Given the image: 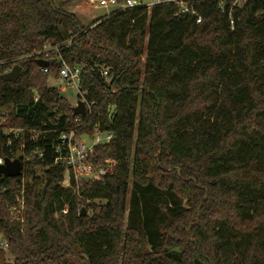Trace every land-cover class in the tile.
Here are the masks:
<instances>
[{
    "label": "trees",
    "instance_id": "obj_1",
    "mask_svg": "<svg viewBox=\"0 0 264 264\" xmlns=\"http://www.w3.org/2000/svg\"><path fill=\"white\" fill-rule=\"evenodd\" d=\"M227 4L196 23L174 4L84 20L89 0H0V157L26 167L0 174V264H264V0ZM65 64L85 65L86 115L49 84ZM96 127L113 138L89 161L117 165L77 187L59 137Z\"/></svg>",
    "mask_w": 264,
    "mask_h": 264
},
{
    "label": "built area",
    "instance_id": "obj_2",
    "mask_svg": "<svg viewBox=\"0 0 264 264\" xmlns=\"http://www.w3.org/2000/svg\"><path fill=\"white\" fill-rule=\"evenodd\" d=\"M203 0H89L90 4L94 9H106L104 18H107L116 12L138 6H146L148 9L156 4H174L178 7V12L182 14L194 17L196 23L203 21V15L199 12L198 5ZM222 10L226 8L227 2L229 1V13L231 15L232 9L236 6H242L247 0H217ZM233 20L231 23L233 24ZM58 52V46L52 44H46L42 51L44 59L48 58L51 53ZM85 65L80 64L74 68L65 64L61 70L59 81L60 85L57 88H75L80 92L81 75L85 71ZM100 72L102 76L108 75L107 68H101ZM5 121V117L1 119ZM36 137V136H35ZM113 135L108 132L102 131L96 127L95 135L90 136L89 134L78 135L77 130L73 129L68 132H63L59 137V144L57 147L58 156L55 163H61L66 167L68 174H72L77 187L80 182H104L107 175L112 174L115 170L117 162L112 159H107L105 164L102 166H96L94 163L89 161V158L95 154L96 147L110 142ZM4 162V159L0 157V164ZM23 206L19 205L13 207V213L21 215ZM67 210L65 209L64 212ZM18 213V214H17ZM22 220V216H19Z\"/></svg>",
    "mask_w": 264,
    "mask_h": 264
},
{
    "label": "water",
    "instance_id": "obj_3",
    "mask_svg": "<svg viewBox=\"0 0 264 264\" xmlns=\"http://www.w3.org/2000/svg\"><path fill=\"white\" fill-rule=\"evenodd\" d=\"M38 63L41 67L46 68L50 62L47 59L40 58ZM21 66L14 65L11 70L5 72L1 75V78L7 81H16L21 75ZM73 112L75 115H86L87 114V104L84 100H78L77 104L73 106ZM24 164L22 161V153L18 151L17 155L11 158H5L4 162L0 164V174L6 175L8 177L19 176L23 174ZM82 215H86L85 209H82Z\"/></svg>",
    "mask_w": 264,
    "mask_h": 264
},
{
    "label": "rangeland",
    "instance_id": "obj_4",
    "mask_svg": "<svg viewBox=\"0 0 264 264\" xmlns=\"http://www.w3.org/2000/svg\"><path fill=\"white\" fill-rule=\"evenodd\" d=\"M57 1V0H56ZM84 11H81L83 14V18L84 20H88L90 17H92L93 15H102L106 12V9H102V8H99V9H94L93 11H89L88 8H83ZM49 84L50 85H53V86H59L60 83L59 81L57 80H54V79H50L49 81ZM61 91L63 92V95L66 96L71 103H73L74 105L77 104L78 100H84V98H79V92L74 88H65V87H61ZM9 132V131H7ZM24 159V156H22V160ZM24 164V168H23V174L22 175H25L26 173V167H25V163L23 162ZM21 200V203L23 204V200L22 198L20 199ZM91 202L87 200V205L90 204ZM92 203L96 204V205H100V204H103L104 201L102 200H94ZM22 210L21 211V215H22V218L24 216V206L22 208H20ZM83 209L86 210L87 214H92L93 213V206H89L88 205V209L86 207H83ZM18 214V213H17ZM0 245H4V240H3V237L2 235L0 234ZM10 261V260H9ZM77 264H87V262H84V261H81V260H77L76 261Z\"/></svg>",
    "mask_w": 264,
    "mask_h": 264
},
{
    "label": "crops",
    "instance_id": "obj_5",
    "mask_svg": "<svg viewBox=\"0 0 264 264\" xmlns=\"http://www.w3.org/2000/svg\"><path fill=\"white\" fill-rule=\"evenodd\" d=\"M104 14H105V13H104ZM104 14H102V16H103Z\"/></svg>",
    "mask_w": 264,
    "mask_h": 264
}]
</instances>
